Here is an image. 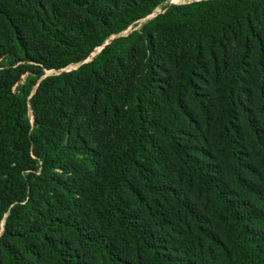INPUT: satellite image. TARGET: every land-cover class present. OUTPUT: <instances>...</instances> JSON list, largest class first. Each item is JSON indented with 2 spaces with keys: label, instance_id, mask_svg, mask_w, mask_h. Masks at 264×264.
Wrapping results in <instances>:
<instances>
[{
  "label": "trees",
  "instance_id": "trees-1",
  "mask_svg": "<svg viewBox=\"0 0 264 264\" xmlns=\"http://www.w3.org/2000/svg\"><path fill=\"white\" fill-rule=\"evenodd\" d=\"M2 221L0 264H264V0H0Z\"/></svg>",
  "mask_w": 264,
  "mask_h": 264
},
{
  "label": "rangeland",
  "instance_id": "rangeland-1",
  "mask_svg": "<svg viewBox=\"0 0 264 264\" xmlns=\"http://www.w3.org/2000/svg\"><path fill=\"white\" fill-rule=\"evenodd\" d=\"M172 1H174V2H182V1H188V0H172ZM159 11H161V8H160V7H158V8L154 11L153 14L149 15V17L152 16V15H154V14H156V13L159 12ZM131 28H132V27H130L129 29L123 31V34L127 33V31L131 30ZM99 50H100V47H98L94 52H92V54L90 55V57H89L88 59H90V58H91L95 53H97ZM79 64H80V63L70 64V65L67 66L65 69L68 70V69L75 68V67H77ZM53 72H55V70H47V71H46V74H51V73H53ZM2 229H3V221H2V223H1V225H0V233H1Z\"/></svg>",
  "mask_w": 264,
  "mask_h": 264
},
{
  "label": "water",
  "instance_id": "water-1",
  "mask_svg": "<svg viewBox=\"0 0 264 264\" xmlns=\"http://www.w3.org/2000/svg\"><path fill=\"white\" fill-rule=\"evenodd\" d=\"M103 46L100 47V49L102 48Z\"/></svg>",
  "mask_w": 264,
  "mask_h": 264
}]
</instances>
